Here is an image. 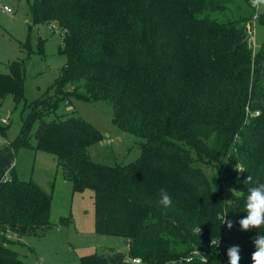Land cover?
Instances as JSON below:
<instances>
[{
	"label": "trees",
	"instance_id": "trees-1",
	"mask_svg": "<svg viewBox=\"0 0 264 264\" xmlns=\"http://www.w3.org/2000/svg\"><path fill=\"white\" fill-rule=\"evenodd\" d=\"M243 1L248 14L224 22L215 16L238 0L32 1L34 25L60 28L66 63L50 93L26 106L9 145L30 146L37 123L30 147L55 157L73 191L94 193L97 234L126 240L125 253H92L79 264H228L235 245L239 264H252L253 240L264 229L241 231L238 221L254 186L246 176L264 183V44L256 54L250 45L252 20L264 25V11ZM7 66L0 99L11 97L16 107L24 66ZM69 96L107 102L115 126L141 140L139 156L114 166L93 162L88 148L103 139L99 130L79 116L46 121ZM192 153L230 160L223 175L208 176ZM13 169H0V264H25L11 244L57 226L49 222L51 196ZM230 186L238 196L227 204ZM161 188L173 198L167 210L158 204Z\"/></svg>",
	"mask_w": 264,
	"mask_h": 264
},
{
	"label": "rangeland",
	"instance_id": "rangeland-1",
	"mask_svg": "<svg viewBox=\"0 0 264 264\" xmlns=\"http://www.w3.org/2000/svg\"><path fill=\"white\" fill-rule=\"evenodd\" d=\"M32 1L1 0V4L8 6L13 13L8 15L0 10V73L7 74V65L20 61L23 62L25 79L23 99L16 107L11 97L0 99V169L5 171L13 167L18 180H31L49 194V222L57 226L42 236L11 244V248L25 264H79L80 258L92 253L101 255L110 250L125 253L126 240L95 232L94 193L89 189L83 192L73 191L71 182L63 178L55 157L35 152L31 148L35 145L32 133L37 123L30 128L28 143L31 147L19 146L13 151V148L4 146L6 141H16L28 113L26 106L50 93L53 82L66 63L65 55L59 52L63 40L59 34L60 28L57 29L55 24L34 25L30 8ZM245 2L238 0L225 12L217 14V21L246 16L249 10ZM263 11L264 7L256 9L254 13ZM254 13L251 12L252 15ZM257 24L258 21L253 19L250 45L254 54L264 44L262 42L259 48L255 45ZM260 27L264 29V25ZM46 116V121H53L60 116H79L99 130L103 139L88 148L93 162L114 166L131 163L139 156L141 140L121 132L115 126L112 110L107 102L92 103L69 96L67 102H60L54 112ZM4 118L7 120L5 124L1 122ZM228 158L229 156L227 159L221 158L219 162H210L192 153L194 165L199 166L208 176L223 175L225 164L230 160ZM239 164L234 166L239 167ZM225 190L224 201L228 204L238 196V191L232 186Z\"/></svg>",
	"mask_w": 264,
	"mask_h": 264
},
{
	"label": "clouds",
	"instance_id": "clouds-1",
	"mask_svg": "<svg viewBox=\"0 0 264 264\" xmlns=\"http://www.w3.org/2000/svg\"><path fill=\"white\" fill-rule=\"evenodd\" d=\"M249 3L252 8L257 10L264 7V0H249ZM254 42L257 48H259L260 44L264 42V29H262L259 24H257V30L254 33ZM241 131H243V129H241ZM240 139L241 137L237 134L236 140L239 141ZM235 169L237 172H245V169L242 166L235 167ZM243 182L254 186L248 188V195L244 207L246 216L238 221L240 230L248 231L250 229H264V183L254 180L251 175H247ZM158 195V204L162 209L167 210L173 207V198L166 188H161ZM227 214L228 210H225L223 213V224H225L228 229H231L233 227V222L226 219ZM260 233L261 232L257 231V236L253 240L255 250L251 254L252 264H264V234ZM218 244L219 241L217 239L216 246ZM239 253V246H231L226 252L228 264H239L241 259ZM205 259L207 258L205 257Z\"/></svg>",
	"mask_w": 264,
	"mask_h": 264
},
{
	"label": "built area",
	"instance_id": "built-area-1",
	"mask_svg": "<svg viewBox=\"0 0 264 264\" xmlns=\"http://www.w3.org/2000/svg\"><path fill=\"white\" fill-rule=\"evenodd\" d=\"M0 10L2 12H4L5 14H8V15H11L13 13L12 10L8 6L1 4V0H0ZM250 40H251V38H250ZM1 122L5 124V123H7V120L4 118L1 120ZM109 142H110V140L107 141V144H109ZM131 263L132 264H140V260L135 258V259L131 260Z\"/></svg>",
	"mask_w": 264,
	"mask_h": 264
},
{
	"label": "crops",
	"instance_id": "crops-1",
	"mask_svg": "<svg viewBox=\"0 0 264 264\" xmlns=\"http://www.w3.org/2000/svg\"><path fill=\"white\" fill-rule=\"evenodd\" d=\"M0 144H1V143H0ZM4 146H5V147H6V146H7V147H10L9 142L6 141ZM12 168H13V167H12ZM9 170H11V168H8L7 170H5V172L8 173Z\"/></svg>",
	"mask_w": 264,
	"mask_h": 264
}]
</instances>
